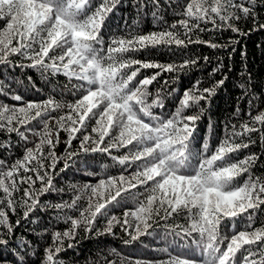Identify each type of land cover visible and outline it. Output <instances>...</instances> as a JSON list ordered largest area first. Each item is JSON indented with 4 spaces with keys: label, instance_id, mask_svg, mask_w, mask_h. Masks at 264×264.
I'll return each mask as SVG.
<instances>
[{
    "label": "trees",
    "instance_id": "16d2710c",
    "mask_svg": "<svg viewBox=\"0 0 264 264\" xmlns=\"http://www.w3.org/2000/svg\"><path fill=\"white\" fill-rule=\"evenodd\" d=\"M159 2L155 9L143 0L138 12L137 0H120L101 25L100 0H0V160L8 170L23 159L25 147L40 145L44 175L41 181L34 172L16 174L17 208L6 211L12 225L20 224L11 243L27 238L43 257L53 232L70 227L62 219L67 215L81 224L73 240H64L63 264L264 261V205L258 206L264 192L249 182L251 174L264 178V144L252 133L255 143L237 151L248 135H232L249 121V99L252 116L264 110V29L235 21L247 33L241 35L201 23L205 31L189 36L224 47L168 44L159 38L168 30L187 40L182 28L170 26L186 18L176 13L190 0ZM153 33L155 39L141 40ZM186 59L197 62L180 69ZM147 62L177 70L142 68ZM224 77L210 102L183 112L203 108L191 131L176 111L183 92L197 81L209 88ZM8 128L24 132L28 143ZM253 153L259 159L251 174L243 172L238 162ZM29 175L33 191L49 179L51 190L25 219L28 184L20 177Z\"/></svg>",
    "mask_w": 264,
    "mask_h": 264
},
{
    "label": "snow or ice",
    "instance_id": "6c2138e0",
    "mask_svg": "<svg viewBox=\"0 0 264 264\" xmlns=\"http://www.w3.org/2000/svg\"><path fill=\"white\" fill-rule=\"evenodd\" d=\"M155 9L160 7L159 0H149ZM120 3V0H100V4L97 5L96 14L100 17L101 25L107 18V16L116 8ZM144 7L143 0H137V11H141ZM264 9V0H190L182 11L177 12L176 14L181 17H186L179 19L178 21L171 24V29H177L178 26L183 29V36L187 37V40L182 39L179 32H174L171 30L167 31L166 37L160 35V39H167L168 44H175L177 46H186L189 43L196 44H207L211 48L224 47L223 45H217L211 41H204L197 37L192 39L189 36V33H192L194 30L199 29V31H205L200 25L201 23L207 24L211 23L214 28H228L232 32L239 33L241 35H247V33L242 32V30L234 23L235 21L240 20H251L253 23V30L264 29V23L259 21V11ZM153 17L157 20V12L153 11ZM0 18H3L0 15ZM219 21V23H218ZM6 26V25H5ZM158 34H150L149 36L141 37V40L146 39H155ZM15 51V50H14ZM235 49L233 48V52ZM232 53H229L231 57ZM242 57H246L245 52H241ZM205 60L208 58L205 57ZM196 59H186L184 62L179 65L180 69H184L190 65L196 64ZM142 68H160L161 71L172 72L177 70L175 64H157V63H143ZM224 65L221 62L217 68L213 69V75L220 71ZM246 67V66H245ZM159 73L154 74L151 77H146L144 83L150 84L155 79ZM227 77L220 79L215 82L212 87L209 88H199L196 84L192 88L186 89L183 92L182 98L179 101V106L176 108L178 114L183 112L191 107L199 106L201 101L210 102L211 97L215 95L216 89L223 86ZM241 88H245L244 84L240 85ZM245 95H248L247 90ZM250 105L249 109V121L244 122L241 125L242 132L233 131L232 135L234 136H244L248 135L247 142L241 141L236 145V150L249 148L250 144L255 143V140L251 139L252 133H259V139L262 144H264V110L258 111L255 116L251 114V106L253 104L252 99L248 101ZM203 112V108L192 115H183V118L187 121V124L190 126L191 131H195L196 121L200 119V114ZM239 112V109H237ZM235 129V125L233 126ZM7 132L16 133L21 141L28 143L27 136L24 132H21L19 129L8 128ZM40 150V145H36L35 150L29 147H25V155L22 160H17L8 170H4L5 161L0 160V191L3 192V197H0V228H3L5 231H0V264H34L39 260V264H63V261L59 258V253L64 251V240H73L77 234L76 230L80 228L81 221L77 218L69 217L64 215L62 219L65 223H69L70 227L63 231H54L52 234V244L47 246L44 249L43 257L40 256L37 247L29 241L27 238H16L14 243H11L12 235L14 228L19 226L20 221H17L16 225H12L8 219V212L6 210H11L12 212L16 211L17 201L13 198V193L19 191V184L17 183L16 174L20 169H23L24 172H34L36 173V179L43 181L44 175L40 173V168L42 167V156H37V153ZM259 157L253 153L246 156L244 159L238 163L242 164L243 172L251 174L250 169L255 165ZM33 160L37 161V164L29 168L28 165ZM10 182V183H9ZM21 183L28 184V187L23 190L24 199L21 203L24 208L23 216L25 219L29 218V214L34 212L37 205L39 204V196L51 190V181L50 179L47 182L45 187H41L33 191L32 185L35 183L32 176H22L20 177ZM249 182L252 184L253 188H259L260 192H264V178H253L252 174L250 175ZM259 205H264V200L259 201ZM54 207L61 209L63 205L57 204ZM61 217H58L60 219ZM35 223L34 220L30 221ZM89 224L94 223V219L88 221ZM86 232H91L92 228L87 227L84 229ZM72 244H69L68 247H72ZM4 249L8 250V253L13 257L12 260L3 258ZM259 264H264V261H260Z\"/></svg>",
    "mask_w": 264,
    "mask_h": 264
},
{
    "label": "clouds",
    "instance_id": "9594fccd",
    "mask_svg": "<svg viewBox=\"0 0 264 264\" xmlns=\"http://www.w3.org/2000/svg\"><path fill=\"white\" fill-rule=\"evenodd\" d=\"M136 73H133L132 75L134 76ZM233 167H235V165H233ZM240 191H243V189H241ZM114 219V218H113Z\"/></svg>",
    "mask_w": 264,
    "mask_h": 264
}]
</instances>
